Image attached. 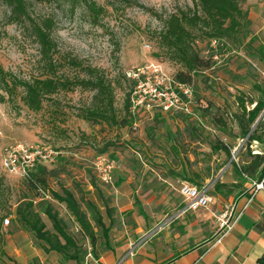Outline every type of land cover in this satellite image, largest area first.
<instances>
[{
	"label": "rangeland",
	"instance_id": "rangeland-1",
	"mask_svg": "<svg viewBox=\"0 0 264 264\" xmlns=\"http://www.w3.org/2000/svg\"><path fill=\"white\" fill-rule=\"evenodd\" d=\"M26 1L34 21L52 18L54 28L51 37L59 63L66 65L63 59L69 56L83 66L98 69L113 82L114 108L119 115L128 90L144 85L145 77L130 78L131 82L127 83L123 75L129 78L128 75L140 74L137 73L139 70L146 73L147 69L158 65L173 78L181 70L159 49L156 34L161 30L160 19L176 10L191 9L192 0ZM241 7L246 18L236 38L195 44L200 54L203 48L206 49L201 54L203 57L213 55V63L210 69L192 76L190 87L193 94L187 105L189 113L185 121L178 118L183 113H162L154 108L148 110L146 105L135 104V109L131 110V127L92 126L68 110L90 104L93 93L79 88L53 96V102H45L43 110L37 114L26 110L19 101L12 104L5 100L0 103V162L3 150L17 144L47 147L55 152L51 161L35 163L29 173H37V167H44L45 174L41 172L40 176H46L45 187L50 192L58 191L61 186L79 187L85 198L103 215L110 236L121 228V223L131 224V217L143 212L140 208L143 203L150 201L158 206L162 217L173 215L182 203L178 194L181 182L201 185L215 181L232 186V181L237 179L232 155L228 158L223 152L211 150L212 143L220 140L230 146L231 154L236 153L238 166L245 160L247 149L252 154H264V142H252L247 149L243 148L246 140L242 139L231 118L237 112L235 96L238 93L258 99L261 95L256 86L264 93V65L260 62L261 58L264 59V0H248ZM8 16L9 10L0 0V66L5 72L28 80L42 71L38 64V48L26 26L11 24ZM250 66L255 70L251 71ZM61 72L83 77L79 70L61 69ZM132 97L136 99L137 95ZM209 103L227 119V127L220 128L204 114L202 109ZM55 109L64 113L63 118L57 119L58 130L52 129L50 122ZM187 125L198 130L199 135H194L190 128L186 129ZM108 142L113 146L104 155L116 162L111 188L98 180L94 170V163L102 155L97 151ZM86 171H91L96 177V190L87 183ZM191 173L206 180L194 183ZM119 178L129 183L124 197L131 202L129 207L121 210L116 205L119 203ZM236 182L230 195H225L224 191L217 193L212 188L213 201L208 209L185 215L212 217V211L214 214L222 211L224 205L218 195L225 200L229 196H238L245 182L240 179ZM99 190L101 194H98ZM24 197L35 199V193L23 178L8 174L0 163V264H75L54 252H44L29 232L13 222L16 206ZM52 202L61 218L67 219L64 207ZM105 207L111 209L112 218L106 216ZM5 218L10 220L6 226L3 224ZM96 235L100 236V230H96ZM115 239L110 237L112 245ZM81 250L87 252L82 263L92 261L93 255L88 256L91 252L88 241ZM95 250H99V246Z\"/></svg>",
	"mask_w": 264,
	"mask_h": 264
},
{
	"label": "trees",
	"instance_id": "trees-1",
	"mask_svg": "<svg viewBox=\"0 0 264 264\" xmlns=\"http://www.w3.org/2000/svg\"><path fill=\"white\" fill-rule=\"evenodd\" d=\"M45 2L49 0H36ZM74 1V0H73ZM191 9L176 10L165 19H160L161 30L156 34L158 46L164 52L169 62L180 66L181 70L174 75V82L190 86L192 76L195 73L211 68L213 55L203 57L195 49L197 42L234 39L242 27V21L246 18L241 5L248 0H192ZM9 10V22L11 24H22L29 31L31 39L38 48V64L42 71L37 76H32L28 80L19 79L12 73L5 72L0 66V103L5 100L11 102L19 101L26 110L31 113H40L45 102H53L52 97L59 93H69L79 88L83 91L93 93L89 105L80 109H68L75 113V117L92 126L106 125L110 128L120 129L133 125L131 90H128L124 100L121 115L117 114L114 108V87L113 82L108 80L98 69L83 64L69 56L63 60L66 65L59 63L56 45L51 37L54 28L52 18L45 17L34 21L31 19L26 0H2ZM96 13V9L93 8ZM264 65V59H260ZM264 67V66H263ZM61 69L79 70L80 75H67ZM254 71V67L250 66ZM123 80L130 83L131 80L123 75ZM118 83V82H117ZM260 92L261 97L255 99L250 95L238 93L235 96L237 112L231 115L236 123L242 139L246 138L243 148L252 142H264V113L255 124L258 117L264 111V93L259 86L255 87ZM6 96V99L4 98ZM249 106V107H248ZM204 114L211 117L215 125L220 128L227 127V119L219 115V110L212 104L202 109ZM213 114V115H212ZM64 117L59 109L52 111L50 115L51 128L57 129V119ZM179 120L185 121L186 115L180 114ZM62 120V119H61ZM190 127L187 125L186 129ZM191 131L198 136V130L191 126ZM58 130V129H57ZM199 138V137H198ZM204 142L203 139H200ZM113 146L108 142L98 150L99 154L107 152ZM211 150L223 152L228 158L231 155L230 146L222 141H214ZM186 161L188 159L186 158ZM233 163V162H232ZM234 164V163H233ZM236 177L244 180V176L260 180L264 175V155L252 154L247 149L245 160L237 168L233 165ZM37 173H30L24 179L29 189L35 193V199H22L14 211L15 224L20 229L29 232L34 241L37 242L44 252H54L62 256L65 260L81 264L86 250L81 247L88 241L91 245L90 254L94 257L98 253L106 252L110 247L109 227H106L102 214L98 209L85 198L79 187L67 188L61 186L58 191H48L45 187L46 176L44 167H37ZM55 176L54 173H50ZM87 183L94 188H98V181L91 171L85 172ZM186 179L185 177H183ZM189 180V179H187ZM191 180L194 183H202L206 179L196 173H191ZM264 183V181H263ZM235 186V184H233ZM228 187L223 183L215 182L214 189L217 193H232L234 186ZM107 188L111 186L106 185ZM40 191L48 193L50 200L64 207L68 213L67 219L61 218L52 201H46L41 196ZM101 191H98V194ZM101 197V196H100ZM106 208V216L112 218L111 209ZM96 230H100V236L96 235ZM42 244V245H41ZM99 244V245H98ZM99 246L98 253L96 247ZM257 264H264V255L258 259Z\"/></svg>",
	"mask_w": 264,
	"mask_h": 264
},
{
	"label": "crops",
	"instance_id": "crops-1",
	"mask_svg": "<svg viewBox=\"0 0 264 264\" xmlns=\"http://www.w3.org/2000/svg\"><path fill=\"white\" fill-rule=\"evenodd\" d=\"M119 180V203L116 205L121 210L129 207L131 202L124 197L129 183L122 178ZM236 180L232 184L237 185ZM244 180L245 184L235 198L229 196L225 200L218 195L221 204H232L250 182L257 179L247 177ZM140 208L143 212L131 217V224L121 223L120 229L112 236L109 234V238H116L115 244L110 242L109 249L103 253L96 250L99 256H93L92 261L85 264H257L264 255V191L255 195L235 228L216 245L217 225L213 211L212 217L184 215L165 225L166 217L158 213V206L149 201Z\"/></svg>",
	"mask_w": 264,
	"mask_h": 264
},
{
	"label": "built area",
	"instance_id": "built-area-1",
	"mask_svg": "<svg viewBox=\"0 0 264 264\" xmlns=\"http://www.w3.org/2000/svg\"><path fill=\"white\" fill-rule=\"evenodd\" d=\"M214 42L216 40H213ZM133 76L128 75L129 79L137 76L144 77V85H137L131 93V110L135 109V104L146 105L149 110L154 108L162 113H189L187 105L192 98V89L190 86L174 82L172 77H169L160 66H152L147 69V72L139 70ZM145 86V87H144ZM136 96V99L132 97ZM246 140V138H245ZM232 161L235 162L237 168L236 153L232 152ZM55 156V152L48 150L47 147L15 145L6 147L3 150L1 157V167L8 174L18 176L20 178H27L29 170L35 163H45L51 161ZM116 168V162L102 154L94 163V170L98 180L104 184L113 187V173ZM244 178H247L244 176ZM264 175L263 178L256 181H251L250 186L247 187L241 196L230 205H224L222 211L213 213L217 228L214 235V245L219 244L221 240L227 236L236 226L242 214L247 210L253 198L259 191H264ZM215 181L205 182L201 185H194L188 182H181L178 187V194L182 199L180 207L173 215L166 217L165 225L173 223L179 217L184 216L188 212H194L200 209H208L212 204L213 198L211 196L212 188H214ZM43 199L50 200V197L40 191ZM242 202L240 203V201ZM10 222L9 218L3 220L6 226ZM90 253L88 256L90 257Z\"/></svg>",
	"mask_w": 264,
	"mask_h": 264
},
{
	"label": "water",
	"instance_id": "water-1",
	"mask_svg": "<svg viewBox=\"0 0 264 264\" xmlns=\"http://www.w3.org/2000/svg\"><path fill=\"white\" fill-rule=\"evenodd\" d=\"M263 113L258 117V119L256 120L255 124H257V122L260 120V118L262 117Z\"/></svg>",
	"mask_w": 264,
	"mask_h": 264
}]
</instances>
